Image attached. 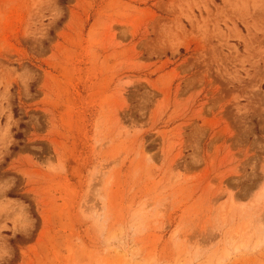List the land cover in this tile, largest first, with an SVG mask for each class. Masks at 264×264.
I'll use <instances>...</instances> for the list:
<instances>
[{
  "label": "rangeland",
  "instance_id": "rangeland-1",
  "mask_svg": "<svg viewBox=\"0 0 264 264\" xmlns=\"http://www.w3.org/2000/svg\"><path fill=\"white\" fill-rule=\"evenodd\" d=\"M0 264H264V0H0Z\"/></svg>",
  "mask_w": 264,
  "mask_h": 264
}]
</instances>
